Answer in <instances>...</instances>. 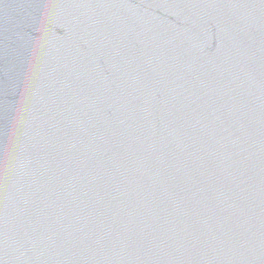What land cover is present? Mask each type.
Returning <instances> with one entry per match:
<instances>
[{
  "label": "water",
  "instance_id": "95a60500",
  "mask_svg": "<svg viewBox=\"0 0 264 264\" xmlns=\"http://www.w3.org/2000/svg\"><path fill=\"white\" fill-rule=\"evenodd\" d=\"M0 264H264V0H0Z\"/></svg>",
  "mask_w": 264,
  "mask_h": 264
}]
</instances>
